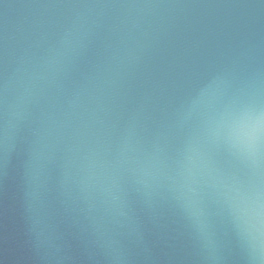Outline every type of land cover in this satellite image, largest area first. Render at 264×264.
Here are the masks:
<instances>
[{"label":"water","instance_id":"obj_1","mask_svg":"<svg viewBox=\"0 0 264 264\" xmlns=\"http://www.w3.org/2000/svg\"><path fill=\"white\" fill-rule=\"evenodd\" d=\"M264 0H0V264H264Z\"/></svg>","mask_w":264,"mask_h":264},{"label":"clouds","instance_id":"obj_2","mask_svg":"<svg viewBox=\"0 0 264 264\" xmlns=\"http://www.w3.org/2000/svg\"><path fill=\"white\" fill-rule=\"evenodd\" d=\"M264 122V115L257 118V126ZM242 214H247L248 212H253L256 217V224L253 225L256 235L253 237L256 240H259L264 244V205H261L258 201L255 204V207H240L238 209Z\"/></svg>","mask_w":264,"mask_h":264}]
</instances>
